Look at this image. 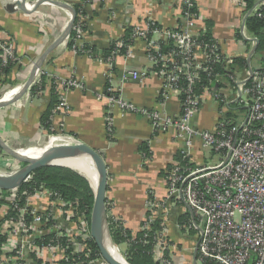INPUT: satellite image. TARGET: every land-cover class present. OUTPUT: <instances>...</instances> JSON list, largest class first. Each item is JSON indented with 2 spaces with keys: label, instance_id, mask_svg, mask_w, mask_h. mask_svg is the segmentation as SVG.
<instances>
[{
  "label": "built area",
  "instance_id": "built-area-1",
  "mask_svg": "<svg viewBox=\"0 0 264 264\" xmlns=\"http://www.w3.org/2000/svg\"><path fill=\"white\" fill-rule=\"evenodd\" d=\"M232 2L243 15L247 13L246 0ZM179 6L182 22L174 29L161 28L148 20L144 28H133L130 43L116 42L106 57L110 64L118 56L128 58L132 55L134 40L143 39L148 58L162 79L160 95L166 98L172 93L178 94L179 114L170 116L137 106L119 97V88L111 84L103 93H97V99L106 100L109 108L117 106L122 112L140 113L150 121L154 132L173 130L174 138L183 144V157L189 155L188 149L196 139L203 149L219 156L216 164L173 163L164 170L163 197L149 193L153 196L149 198L148 194L149 214L145 215L141 228L148 231L149 223L161 218L162 228L156 232L150 251L155 260L172 263L164 253L174 247L164 230L163 215L170 202L192 211L180 228L187 225L198 233L196 264H264V60L251 67V72L248 70L245 80L238 81L232 70L233 59L225 56L214 40L201 38L205 25H198L193 0H179ZM249 16L264 21V0L254 2ZM83 19L81 16L79 23ZM79 27L77 24L71 49L86 53ZM153 35L162 36V40L152 41ZM0 38L3 37L0 35ZM68 40L67 35L62 45L67 46ZM170 42L174 48L163 52L162 48ZM249 42L254 46V40ZM120 46L126 47L124 54H119ZM0 47L4 64L16 59L11 42ZM220 67L225 73L216 69ZM145 74L125 70L120 81L140 80ZM202 74L207 77V84L197 93ZM41 75H46L42 68L36 72L32 84H39ZM106 77L109 80L110 73ZM224 79L235 83L232 102H227L217 91ZM55 84L60 98L53 109L52 123L54 117L65 111L66 93L80 88L81 80L56 79ZM10 91L3 92L2 96ZM206 93L222 104L221 114L211 131L198 129L193 124ZM232 104V114L228 116L223 109ZM112 124L113 118L107 112V132H111ZM50 138L59 139L53 145L80 143L77 137L62 129L48 133L44 143ZM44 143L38 146H50ZM21 166L13 158L0 156V175L11 174ZM30 179L31 175L24 182ZM0 238V264H107L101 255L92 258L90 220L79 201L67 199L45 186L33 191H21L20 186L0 189Z\"/></svg>",
  "mask_w": 264,
  "mask_h": 264
},
{
  "label": "crops",
  "instance_id": "crops-1",
  "mask_svg": "<svg viewBox=\"0 0 264 264\" xmlns=\"http://www.w3.org/2000/svg\"><path fill=\"white\" fill-rule=\"evenodd\" d=\"M16 1L0 0V35L10 40L18 56L17 63L7 77L0 78L3 80L0 82V96L5 91L21 88L27 82L38 59L60 36L70 20L66 10L49 4L27 8V12L7 11L5 6ZM54 1L72 7L80 2ZM92 1L83 19L86 29L82 30L81 37V42L93 50L92 54L76 52L62 44L51 51L41 66L46 79L45 88L40 94L33 96L28 89L15 102L0 106V138L14 150L33 151L31 147L39 137H48L40 124V117L51 102L50 79L76 77L81 80L80 88L70 89L66 93L67 106L64 112L54 117L52 128L54 132L62 129L100 152L108 172L107 222L111 216L135 234L140 230L146 215L148 194L160 198L165 194L162 172L179 161L177 158H185L187 163L194 166L204 164L205 150L199 139H196L188 149L189 155L183 157V144L174 138L173 130L154 132L150 121L140 113L122 112L117 106L109 108L106 100H98L97 93H103L106 86L111 84L119 88V97L137 106L170 116H176L180 111L178 94L172 93L166 98L160 95L162 79L148 58L143 39L134 40L130 57L118 56L112 64L102 56V51L111 43L120 41L127 26L144 28L145 22L151 20L161 28L174 29L182 22L179 0ZM193 6L198 25L204 24L205 30L206 26H210L211 37L220 51L230 59L239 57L235 46V30L237 26L241 28L244 15L232 0H193ZM234 14L239 16L238 20L233 18ZM159 40H162V36H152V41ZM243 69L248 71L247 62ZM125 70L146 74L140 80L121 82L120 75ZM108 73L109 80L106 77ZM224 83L226 80H223L217 91L227 100L231 91H234ZM232 88L235 89V83ZM207 97L219 105L211 94H204L203 102L193 119L198 129H210L209 125H200L203 123L200 110ZM107 112L113 118L111 132H107L105 125ZM212 154L217 153L212 151ZM0 156L11 158L1 147ZM165 215L164 230L170 244L174 246L173 257L177 250L176 237L180 225L172 215L168 218ZM119 247L123 252L126 245Z\"/></svg>",
  "mask_w": 264,
  "mask_h": 264
},
{
  "label": "trees",
  "instance_id": "trees-1",
  "mask_svg": "<svg viewBox=\"0 0 264 264\" xmlns=\"http://www.w3.org/2000/svg\"><path fill=\"white\" fill-rule=\"evenodd\" d=\"M33 1V0H32ZM256 0H246L248 3V10L252 8L254 2ZM92 0H80L79 3L73 5V8L76 12V17L73 23V26L68 34L69 40L67 41V47L71 48L73 45V38L76 35V26L79 24V28L82 30L86 29V24L82 20L81 23L80 17L83 18L86 15L87 6L92 4ZM208 25V24H207ZM245 25L247 26L248 30L251 31L254 34V38L258 40L257 49L255 53H258L260 51H264V21L254 18L253 16H249L246 21ZM133 32V27L127 26L124 31V35L122 37L123 44H127L131 42V34ZM236 37H240L239 34L236 35ZM202 39H211L214 40L211 37L210 32V26L208 25V28L206 26V30L204 31ZM5 42H10V40H4L3 38H0V44H4ZM14 47V55L16 57L15 60H7L6 64L3 63L2 60V48L0 47V78L4 76L5 78L11 71L12 67L17 63V53L15 46ZM115 47V42L111 43L104 51H102V56L106 59ZM84 50L87 51V53L92 54L93 50H91L90 47H88L86 44H83ZM174 46L172 42L169 43L168 46L163 47V52H168L170 49H173ZM126 51L125 46L119 47V54H124ZM84 53V52H83ZM264 60V56L259 59ZM233 64H237L241 66V68L246 67V59L235 57L233 58ZM220 72L225 73L224 70L220 68H216ZM232 70L233 67H232ZM231 70V71H232ZM45 79L46 75L40 76V83L39 84H32L30 87V93L31 95L35 96L40 94V92L45 88ZM3 81V80H2ZM0 80V82H2ZM51 82V102L47 109L43 112L42 116L40 117V124L44 130H46L47 133H53L54 130L52 128V113L53 109L56 106V104L59 102L60 93L56 89V79H50ZM207 84V77L205 74L201 75V81L198 84L197 87V93L202 92V85ZM220 108L222 104L219 102L218 105ZM227 107V106H226ZM233 108V104L226 108V114L229 116L232 114L231 110ZM145 151V149H143ZM146 152V151H145ZM180 162L183 163L182 158H177ZM185 161V160H184ZM164 174V172H162ZM39 186H45L48 187L54 191H57L59 194L64 196L67 199L71 200H78L79 205L82 209L86 211V215L88 216V219L90 220V210L93 203V190L90 186V184L85 180L83 177L79 176L78 174H75L70 169L65 167H58V166H46L39 169H36L31 173V179L27 182H24L20 186L21 191H33ZM149 198H153L152 194H149ZM146 214H149V211L146 210ZM190 217V213L187 212L185 215L178 217L177 223L178 225L184 224ZM143 222L141 223V227L143 225ZM140 227V230L133 234L129 229H126L122 226L120 223V220H115L113 217H109L108 219V230L111 241L116 246H120L122 244H125L126 247L124 251L122 252L124 258L129 264H162L155 260L151 254L152 249V243L154 241V236L157 231L161 230V218H158L156 220H153L149 223V230H142ZM195 231V230H194ZM147 235L144 237V235ZM147 241V242H144ZM1 243V238H0ZM89 246L92 249L93 257L95 258L99 256V251L97 250V247L94 243V241L91 239L89 241ZM165 257L172 262L169 251L165 250ZM170 264H173L170 263Z\"/></svg>",
  "mask_w": 264,
  "mask_h": 264
},
{
  "label": "water",
  "instance_id": "water-1",
  "mask_svg": "<svg viewBox=\"0 0 264 264\" xmlns=\"http://www.w3.org/2000/svg\"><path fill=\"white\" fill-rule=\"evenodd\" d=\"M41 4H49L51 6H56L66 10L70 15V20L64 31L60 34V36L56 38L47 47L46 51L38 59L27 82L9 98L5 99L4 96H0V100L3 101L0 103V106L15 102L29 89L33 82L36 72L38 71V69L41 68L47 55L51 51H53L57 46L61 45L64 42L65 37L69 34L73 26L76 17V12L72 6L63 2H58L54 0H18L16 2H9L5 7L6 10L9 12H15L20 10H22L23 12H27V8L37 7ZM251 12L252 8L248 10L247 13L244 15L241 23V30L244 29L245 21L251 14ZM252 40H254L255 44L246 56V62L249 72H251L250 60L252 55L256 52L258 44V40L256 38H252ZM0 147L5 151V153H7V155L22 164V166L17 171L7 175H0V189L2 190H9L21 186L23 182L36 169L51 165H59L58 162L61 160L77 159L83 157L89 159L96 173L95 188H93L92 184L89 182L94 194L93 203L90 210L91 238L94 241L97 250L99 251V254L106 261L107 264H129L124 258L122 260L116 259L110 252L105 241V236H107L108 239L111 241L108 230L106 208V189L108 172L106 164L100 152L85 145L82 142L77 144H55L46 146L44 147V150L36 157L28 156L24 154V152H21V150H14L8 147L1 140V138ZM187 211L190 213V215H192V211L189 208H187ZM196 249L197 242L193 251V264H196Z\"/></svg>",
  "mask_w": 264,
  "mask_h": 264
},
{
  "label": "rangeland",
  "instance_id": "rangeland-1",
  "mask_svg": "<svg viewBox=\"0 0 264 264\" xmlns=\"http://www.w3.org/2000/svg\"><path fill=\"white\" fill-rule=\"evenodd\" d=\"M231 9H229V15H230ZM236 20L239 19L238 15H233ZM236 34H239L240 37H236L235 40V46H236V51L240 55V58H243L249 53V51L252 49L253 45L249 42L248 39L254 38V34L248 30L247 26L244 24V29L241 30L239 26L236 27L235 30ZM264 56V51H260L258 53H254L251 57L250 60V68L254 67L258 63V59ZM233 73L237 75L238 81H243L246 79V76L248 74V71L241 68V66L237 64H233ZM226 80V83L230 90H233L234 92L231 91L230 96L228 97V102H232L234 100V93L235 89H233L234 82H230L228 79ZM222 109L209 97L206 98L205 103L202 105L200 114L202 118V124L201 126H207L209 125V130L212 129V123L214 120L220 116ZM223 111H226V109H223ZM195 117V116H194ZM216 122V121H215ZM201 128V127H200ZM213 130V129H212ZM47 137H39L36 143L31 147H37L40 148L42 146H38L41 143H44L47 139ZM57 142V141H55ZM53 142V143H55ZM46 143L42 144L45 145ZM205 150V151H204ZM202 152L206 156L205 160L203 161L204 164H216L219 161V156L217 154H212V151L209 149H204ZM4 165V164H1ZM51 166H58V167H65L60 166V165H51ZM70 169L72 172L75 174H78L79 176L83 177L87 182L89 183V180L81 175L77 170L73 169L72 167H65ZM167 212H166V218H168L170 215H172L174 218L178 219V217L185 215L188 211L186 207L182 204L179 205H173L170 202L167 204ZM187 222V221H186ZM179 227V226H178ZM178 236L176 237L177 240V250L172 257L173 253V248L168 249L169 251V256L170 258H173L174 264H193V250L194 246L196 244L197 238H198V233L192 229L189 228V226L185 225L184 228H178ZM112 242V241H111ZM113 243V242H112ZM114 244V243H113ZM116 246V245H115ZM118 250L120 251L119 246H116ZM122 257L124 258L122 252L120 251ZM125 259V258H124ZM126 260V259H125ZM172 260V259H171Z\"/></svg>",
  "mask_w": 264,
  "mask_h": 264
},
{
  "label": "bare ground",
  "instance_id": "bare-ground-1",
  "mask_svg": "<svg viewBox=\"0 0 264 264\" xmlns=\"http://www.w3.org/2000/svg\"><path fill=\"white\" fill-rule=\"evenodd\" d=\"M17 90L18 89H14V90L8 92L4 96V98L12 96L15 92H17ZM55 141H59V139L58 138H50V140H48L46 145H53V142H55ZM31 150H33V151H30L28 149H23V150H21V152H24V154H26L28 156L36 157L37 155H39L44 150V146L41 148L33 147V149H31ZM58 164L59 165H65V167H72L73 169L77 170L81 175L85 176L89 180V182L92 184L93 188H95V186H96V173H95L94 167L91 164V162L89 161V159L83 157V158H77V159L61 160L58 162ZM105 241H106L107 246H108L110 252L112 253V255L116 259L122 260L123 257L121 255L120 251L108 239L107 236H105Z\"/></svg>",
  "mask_w": 264,
  "mask_h": 264
},
{
  "label": "flooded vegetation",
  "instance_id": "flooded-vegetation-1",
  "mask_svg": "<svg viewBox=\"0 0 264 264\" xmlns=\"http://www.w3.org/2000/svg\"><path fill=\"white\" fill-rule=\"evenodd\" d=\"M259 60V59H258Z\"/></svg>",
  "mask_w": 264,
  "mask_h": 264
}]
</instances>
